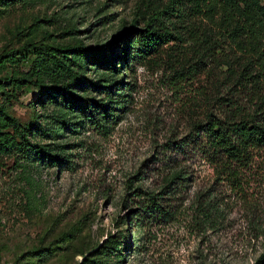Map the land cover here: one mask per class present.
I'll use <instances>...</instances> for the list:
<instances>
[{
	"label": "rangeland",
	"instance_id": "374dc122",
	"mask_svg": "<svg viewBox=\"0 0 264 264\" xmlns=\"http://www.w3.org/2000/svg\"><path fill=\"white\" fill-rule=\"evenodd\" d=\"M153 11L177 38L120 69ZM187 12L185 0L0 2V264H255L264 149L230 175L190 139L175 147L238 55L225 41L200 72V15ZM120 79L118 110L88 116L80 101L105 102ZM176 173L183 187L167 184Z\"/></svg>",
	"mask_w": 264,
	"mask_h": 264
},
{
	"label": "trees",
	"instance_id": "16d2710c",
	"mask_svg": "<svg viewBox=\"0 0 264 264\" xmlns=\"http://www.w3.org/2000/svg\"><path fill=\"white\" fill-rule=\"evenodd\" d=\"M6 1L10 0H0ZM185 1L188 15H200V27L195 34L196 38H200V72L208 73L211 70L207 69L205 60L209 59L207 57H213L210 61L217 57L225 41H229V50L231 46H235L238 55L230 58L231 62L224 63V68L219 71V77L224 82L223 92L217 94L218 90L213 91V105L204 111L202 119L200 117L193 121L187 135L176 141L175 147L180 149L184 139H190L197 144L198 150L209 163L218 166L226 174L233 175L234 170L247 165L252 152L264 149V0ZM162 12H151L143 27L129 30L133 37L128 48L120 53V69L157 52L169 39L177 38L163 24L160 17ZM15 53L20 54L17 50ZM123 85L122 79L109 85L105 102L98 104L83 99L80 102L84 111L95 119L105 120L107 116L111 117L118 107L108 112L110 107L107 104L110 98L113 99L110 95L121 96L119 90ZM211 108H217L219 114L212 113ZM16 144L17 149L24 153L28 147H32L26 141L24 144ZM51 157L44 154V159L51 161ZM186 180L176 173L167 179V184L178 183L183 187ZM157 195L159 193L147 195L153 208L154 205L159 207L157 200L161 197ZM255 264H264V250Z\"/></svg>",
	"mask_w": 264,
	"mask_h": 264
}]
</instances>
